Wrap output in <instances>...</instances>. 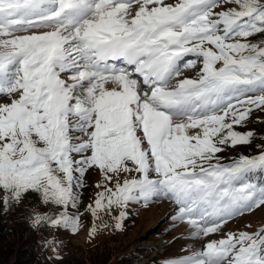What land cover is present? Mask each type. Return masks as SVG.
<instances>
[{
    "label": "snow or ice",
    "instance_id": "obj_1",
    "mask_svg": "<svg viewBox=\"0 0 264 264\" xmlns=\"http://www.w3.org/2000/svg\"><path fill=\"white\" fill-rule=\"evenodd\" d=\"M257 34L264 0H0L3 211L76 234L80 214L68 209L95 167L90 238L101 212L119 209L120 231L130 204L167 200L187 239L222 238L165 264H264V227L223 231L264 207V145L226 164L218 155L249 145L254 132L236 129L264 112ZM41 247L62 259L56 236Z\"/></svg>",
    "mask_w": 264,
    "mask_h": 264
},
{
    "label": "rangeland",
    "instance_id": "obj_2",
    "mask_svg": "<svg viewBox=\"0 0 264 264\" xmlns=\"http://www.w3.org/2000/svg\"><path fill=\"white\" fill-rule=\"evenodd\" d=\"M166 2H175V0H166ZM219 10L220 9H217V11ZM257 37L258 39L254 42L264 40V37L256 36V38ZM250 39L253 41V38ZM199 70L200 65L198 64L196 68L184 71L181 78H195ZM109 87L111 86L109 85ZM9 102L10 100L7 97H0V103ZM236 130L240 131L242 127H238ZM239 146L240 145L235 148H240ZM231 148L232 147L226 148L225 151L218 155L221 158H230L228 155L232 153L230 152ZM126 175L130 178L132 174L121 173V183ZM84 179L85 187L79 190L81 192V198L78 208L69 207L71 209H68L70 214H80L81 229L76 234H72L70 231L63 229L57 231L56 229L50 228L51 234L48 239L56 236L58 240L63 241V247H65V249L74 248L78 250L76 247L79 245H91L97 241H105L110 236H116L119 237V239H117L119 243H116V245L122 249L119 252L127 250L128 253H131L138 248H144L145 252L141 258L143 262L148 260V262H150L156 259L157 261L161 260L159 264H165V261L170 258L182 257L187 255L190 251L202 247L206 240L222 238L220 234L217 233L200 241H191L187 239L186 237L190 235L188 225L174 224L172 217L175 215L174 209L176 206L167 200H159L150 204L148 207L130 204L126 209L127 218L124 221L123 230L120 231L115 229V219L113 218L118 216L119 209H113L110 215L106 212H101L99 218L95 220L97 233L94 237L90 238L89 232L93 227L94 218L91 212L88 211V206H94L97 194L103 190L96 186L97 184L103 183V178L99 169L93 167L86 172ZM108 187L114 188V181L113 183H109ZM50 207L53 206H46L43 211H48ZM105 224L107 227H101ZM246 225H251V227H246ZM260 227H264V207L229 221L224 226L223 231L225 233H237L239 231H248L251 233L255 232ZM49 256L51 259L57 260L54 252L49 251Z\"/></svg>",
    "mask_w": 264,
    "mask_h": 264
},
{
    "label": "trees",
    "instance_id": "obj_3",
    "mask_svg": "<svg viewBox=\"0 0 264 264\" xmlns=\"http://www.w3.org/2000/svg\"><path fill=\"white\" fill-rule=\"evenodd\" d=\"M264 37V34H257ZM253 42L258 37H252ZM254 132V139L249 145H240V148H231L228 156L222 157L223 163H230L240 155L252 156L259 153L258 146L264 145V112L254 110L249 121L242 127L241 132ZM3 193L0 192V197ZM33 200L35 196L33 195ZM71 209V208H69ZM26 213L17 208L14 211H3L2 200H0V264H159L156 259L143 262L141 260L144 248H138L131 253L122 250L116 243L119 237L110 236L105 241H97L91 245H79L76 249H60L62 259L53 260L49 256V250L41 247L51 234V229L41 231L33 230L24 219ZM64 246V245H63ZM143 262V263H142Z\"/></svg>",
    "mask_w": 264,
    "mask_h": 264
}]
</instances>
